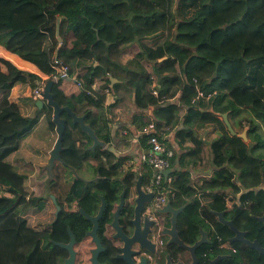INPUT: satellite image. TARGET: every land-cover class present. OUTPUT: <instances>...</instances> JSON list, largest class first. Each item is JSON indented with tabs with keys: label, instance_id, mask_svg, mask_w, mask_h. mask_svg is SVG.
<instances>
[{
	"label": "trees",
	"instance_id": "obj_1",
	"mask_svg": "<svg viewBox=\"0 0 264 264\" xmlns=\"http://www.w3.org/2000/svg\"><path fill=\"white\" fill-rule=\"evenodd\" d=\"M157 3L158 0L151 3L147 0H0V33L10 30L4 46L50 76L56 72L53 64L68 67L70 78L60 76L55 81V98L79 115L87 113L86 122L107 143L112 140L110 119L99 108L104 106L108 91L115 93V101L108 108L110 112L124 99L123 90L137 91L136 104L141 109L165 104V110L160 112L165 119L157 120V127L164 128V134L182 114L185 126L179 131L180 145L190 140L194 146L181 156L178 165L187 167L200 162L215 170L191 184L187 173H179L175 154L171 158V170L179 175L177 191L171 199L177 205H186L188 217L182 229L188 241L195 240L201 226L208 221L216 239L228 243L232 231L214 211H226L237 223L239 217L245 221L249 214L256 218L264 215V187H261L264 159L239 136L242 128L232 133L223 117L224 113L232 116L239 108H247L264 120V0H170L166 11L149 9ZM58 27L62 44L57 36ZM71 28H75L76 39L75 46L69 48L65 39ZM128 42L138 43L140 53L152 67L166 57L156 72L157 95L150 88L153 76L147 69L128 67L123 62L124 45ZM194 59L204 64H192ZM3 63L8 73L3 71ZM202 66L210 68L204 75L209 80L202 83L203 95L197 86L202 79L194 74ZM114 77L118 78L115 82ZM26 79L31 80L34 91L49 78L43 80L35 73L22 71L0 56V264L23 262L22 252L36 232L25 216L29 209L22 211L20 207L28 194L27 176L7 160L8 155L19 149L21 137L38 121L37 116L23 115L19 104L10 97L16 81ZM178 97V102H172ZM224 98L229 103L222 106ZM44 109L47 119L54 124L53 107ZM63 116L67 119L65 160L78 168L96 159L94 166L99 178L95 183L103 187L96 188L89 198H98L97 193L112 200L119 198L121 189L112 187L116 182L122 181L132 188L138 174L127 172L123 178L116 179L125 158H118L110 146L90 150L89 135L67 112ZM207 125H213L218 132L212 143L195 129ZM250 130H255V126ZM147 139L145 135V147H148ZM146 168L149 171L142 174L144 182L152 175L147 163ZM69 170L62 162L53 168L50 182L60 186L56 193L61 199L73 190L71 183L83 182L72 181ZM226 187L241 194L216 190ZM32 199H35L33 195ZM241 218L240 224H245ZM249 237L258 239L264 246V222H258ZM251 252L258 253L255 249ZM33 254L34 251L30 252L24 264H34ZM241 261L261 264L252 254ZM39 264L46 262L42 260Z\"/></svg>",
	"mask_w": 264,
	"mask_h": 264
},
{
	"label": "flooded vegetation",
	"instance_id": "obj_2",
	"mask_svg": "<svg viewBox=\"0 0 264 264\" xmlns=\"http://www.w3.org/2000/svg\"><path fill=\"white\" fill-rule=\"evenodd\" d=\"M94 172L95 177L89 178L85 172L69 170L72 181L83 182L71 183L73 190L65 199L56 193L60 186L50 182L53 176L41 185L39 193L27 190L20 207L22 211L29 209L25 216L34 224L36 232L22 252L24 261L18 264L28 261L33 251L31 260L34 264L42 260L46 264H236L237 261L246 264L241 259L249 254L264 264L263 253L259 255L257 249L243 240H232L236 233L231 228L228 243L219 237L216 239L214 231L208 228V221L201 226L199 236L188 241L182 229L188 217L186 205H177L170 198L166 204L155 206L156 190H146L144 181L142 190L154 193L152 201L136 202L137 180L130 189L122 181L112 184L113 188L121 189L119 198L108 199L103 193H97L98 198H89L96 188L103 187L96 185L99 175L96 170ZM121 173L124 172L120 170L116 179L123 178L127 172ZM169 202L174 209L182 208L175 219L173 212H160ZM224 212L240 230L247 231L246 238L258 240L251 239L249 232L260 220L249 214L245 221L239 217L240 223V218L245 222L241 225ZM202 228L207 232L205 241L192 247L202 239ZM251 249L258 253H252Z\"/></svg>",
	"mask_w": 264,
	"mask_h": 264
},
{
	"label": "crops",
	"instance_id": "obj_3",
	"mask_svg": "<svg viewBox=\"0 0 264 264\" xmlns=\"http://www.w3.org/2000/svg\"><path fill=\"white\" fill-rule=\"evenodd\" d=\"M168 2H170V0H158V3L154 4L155 6L153 7L149 6V9L152 10L160 8L163 11H166ZM107 6L109 8L112 7V5ZM10 35V30L0 33V39L7 36L4 40V44ZM75 39V28H71L65 39L67 47L71 48L75 46ZM136 44V42H128L124 45L125 54L122 57V60L128 65V67H133L132 63L135 61L134 57L137 53L133 46ZM132 47L134 50H132ZM138 52H140L139 47ZM0 56L13 63L18 69L25 72L35 73L43 80L52 78V75L50 76L44 72V70H42L38 65L22 58L19 54L8 50L2 44H0ZM142 58H144V56H142ZM163 60L164 59L161 58L155 67H152V64L149 65L145 59H142L141 65L143 68L147 69L152 76L157 77L155 73L160 71L161 67L163 66ZM194 62H200L202 65L204 64V61L198 59L192 60V64ZM4 68H7V65L3 63L2 69ZM54 68L57 71V68ZM208 69L210 68H205V66H202L200 69L194 71V74L200 76L202 79V81L197 83V86H202V83L209 80L207 79L209 77H204V75L208 72ZM186 79L189 82L188 74L186 75ZM117 80L118 78H113L114 82ZM30 81V79H26L25 81L17 80L11 89L10 97L19 104L23 115L27 117L37 116L38 121L30 131L26 132L21 137L19 149L8 155L7 160L12 163L19 172L27 176L25 182L26 189L39 193L40 189L42 188L41 185L45 182H48L52 177L48 170V165L51 150L53 149L57 139V132L56 124H52L46 117V111L44 107L49 105L46 103L43 108H39L37 105L38 98H35L33 94V91L30 87ZM122 93H124V99H121L119 104L113 108L111 112L108 108L115 101V93L113 91H108L104 106L99 108V110L102 112V115L110 119L112 133L111 143H107L104 147L110 146L114 149V152L117 154L118 158H125L124 164L121 168L122 172H131L139 175L143 174L144 171H149L147 170L146 163H144L142 158L144 151L148 149V147L143 145V137L145 136V134H143V128L150 121H155L157 124V120H159L160 117L165 119L160 114L161 110H165L163 109L165 104L151 105L148 108L141 109L136 104L137 91L123 90ZM1 97L2 95H0V99ZM178 99L179 97L173 99L172 102H178ZM228 103L229 100L224 98L222 101V106L227 105ZM247 112L252 113V110L247 108H239L238 111L232 116H229L227 113L224 114H227L230 125L234 130V132L231 130L230 131L235 133L238 128H242V130L238 132L239 136L244 139V141L258 156L264 159V124H257L258 128L255 126V130H250L252 126L249 125L247 120H251V117ZM161 118L160 120H163ZM183 121L184 116L182 114L172 121L170 124L171 126L169 125L171 128L169 129L168 133H166L168 135L166 141L168 142L169 146L174 149V156L175 154L177 155L176 166L179 170V173H187V176L190 179L189 182L191 184H195L198 180L204 178L205 176L211 175L215 169L213 167L205 166L200 162L194 165H188L187 167L184 165L182 166L180 163L178 165L179 159L181 160V156L188 152L189 148L194 146L193 142L190 140L185 142L183 145H180L179 131L185 126ZM195 129L201 133V135H203L208 143H212L218 137V132L215 130L213 125H207L200 128L195 127ZM160 130L163 131L164 128H161ZM244 133L245 136H243ZM62 155L65 163L70 167V170H72L71 167L77 170L75 165L65 160L64 152ZM70 159L75 160V157L73 158L70 155ZM95 161L90 159L87 161V163L94 165L96 163ZM149 168L151 169L153 175L154 168H152L150 165ZM87 172L88 171H85V173ZM172 172L175 173V175H173L175 176L176 182L178 180L179 173L175 172V170H171V173ZM261 187H264V183ZM216 190L225 191L231 194H241V191H234L231 187Z\"/></svg>",
	"mask_w": 264,
	"mask_h": 264
},
{
	"label": "water",
	"instance_id": "obj_4",
	"mask_svg": "<svg viewBox=\"0 0 264 264\" xmlns=\"http://www.w3.org/2000/svg\"><path fill=\"white\" fill-rule=\"evenodd\" d=\"M57 36L60 41H62V37L60 36V30L58 27L57 30ZM166 58V57H164ZM163 58V59H164ZM67 78H70L68 76H65ZM54 78H49L45 85L43 90V98H39L37 100V105L39 108H43L44 105L47 103L49 106L53 107V122L56 124V132H57V139L55 142V145L53 149L51 150V155L49 159V165L48 170L53 176V168L56 165L57 162L65 163L63 159L62 153L65 151L66 147L64 146V134L67 130V119L63 116L64 112H67L68 115H70L73 118V122L75 124H80L82 130H84L89 137L92 139V145L89 147L91 150H96L99 147H104L107 142L102 140L96 130L86 122L87 113L79 115L77 114L70 106H63L56 98L53 92V86L55 84ZM224 118L229 124V128L232 132H234L233 128L230 125V122L228 120L227 114H224ZM245 136V133L243 134ZM66 164V163H65ZM72 170H75L73 167H71ZM142 184H143V175L139 174V177L137 179V189H138V196L136 198V202H145V201H152L154 198V193H146L142 190ZM125 191L122 193L121 198L124 200ZM105 203V202H104ZM104 203L102 205V209L104 208ZM182 208L174 209L171 207V203L169 202L167 206L160 209V212H173V218L175 219L176 213L180 211ZM102 212V211H101ZM100 212V213H101ZM218 217L219 220L224 223L225 225L229 226L235 233L236 236L232 238V240H243L245 243H247L250 247L257 249L260 253L264 254V246L258 241V240H250L246 238L247 231L240 230L235 222L233 220L227 219L225 217L224 211H214ZM258 220L261 222H264V215L262 217H257ZM202 239L196 242V244L192 247H196L198 244L202 243L206 239V230L202 228Z\"/></svg>",
	"mask_w": 264,
	"mask_h": 264
},
{
	"label": "built area",
	"instance_id": "obj_5",
	"mask_svg": "<svg viewBox=\"0 0 264 264\" xmlns=\"http://www.w3.org/2000/svg\"><path fill=\"white\" fill-rule=\"evenodd\" d=\"M62 44V41H60ZM54 67L57 68V71L52 75V78L57 80L60 76H69L68 67H58L53 64ZM153 81L151 82L150 88L152 92L157 95L158 94V78L153 76ZM43 83H40L34 88L33 94L35 98H43ZM202 86H198V90L201 95L205 94L201 88ZM210 95V90L208 92ZM250 126H255L252 120H249ZM143 134L148 135V149L143 153V161L144 163L149 164L152 168H154V174L150 178L149 181L145 182L144 188L146 190H156V195L154 198L155 206H162L166 204L171 196H175L177 187L175 182V176L171 173L172 165L171 158L174 156V149L169 146L167 139V134H164L158 127L155 121H150L143 128ZM171 192V195L169 194ZM254 220V218H252Z\"/></svg>",
	"mask_w": 264,
	"mask_h": 264
},
{
	"label": "rangeland",
	"instance_id": "obj_6",
	"mask_svg": "<svg viewBox=\"0 0 264 264\" xmlns=\"http://www.w3.org/2000/svg\"><path fill=\"white\" fill-rule=\"evenodd\" d=\"M155 1L156 0H147V2H150V3L151 2H155ZM6 37L7 36L2 37L0 39V44L4 45V40H5ZM133 47L135 48V50L137 51V53L135 54V57H134L135 61L132 63V65H133V67L142 68L141 60L144 59V58H142L143 55L140 52H138V47H139L138 43L136 45H134ZM133 47H132V50H134ZM3 71L6 72V73H8L9 72L8 67L7 68H4ZM247 113L249 114V116L251 117L250 119L252 120L253 124L257 128H258V125L257 124H259V125L264 124V120H262L260 117L255 116L253 112L252 113L247 112ZM248 127H249V125H248ZM263 152H264V150H263ZM92 161H95V158H92ZM77 170H79L80 172L88 171L87 172V177H89V178L95 177V172H94L95 166L92 165V164H90V163H84V164H82L81 166H79L77 168Z\"/></svg>",
	"mask_w": 264,
	"mask_h": 264
}]
</instances>
